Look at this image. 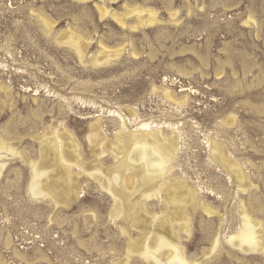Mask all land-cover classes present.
Returning a JSON list of instances; mask_svg holds the SVG:
<instances>
[{
  "label": "rangeland",
  "instance_id": "obj_1",
  "mask_svg": "<svg viewBox=\"0 0 264 264\" xmlns=\"http://www.w3.org/2000/svg\"><path fill=\"white\" fill-rule=\"evenodd\" d=\"M99 4L110 10L105 17ZM139 11L141 20H157L139 25ZM70 29L90 39L82 59L65 42ZM107 56L109 62L93 64ZM184 95L185 104L174 100ZM141 122L175 129L173 177L224 217L222 250L204 264H264V255L227 242L240 225L241 200L264 226V0H0V140L17 152L0 151V264H153L127 258L130 235L141 236L129 222L122 231L124 213H113L114 197L93 178L81 177L68 205L29 189V162L41 161V145L54 133L70 136L84 162L99 156L107 175L118 167L114 152L127 150L116 139L122 123L135 131ZM212 140L228 146L226 155L243 166L253 188L242 192L213 160ZM148 210L162 215L156 200ZM185 213L191 236L179 231L177 218L172 230L187 257L199 260L220 220L191 205Z\"/></svg>",
  "mask_w": 264,
  "mask_h": 264
},
{
  "label": "bare ground",
  "instance_id": "obj_2",
  "mask_svg": "<svg viewBox=\"0 0 264 264\" xmlns=\"http://www.w3.org/2000/svg\"><path fill=\"white\" fill-rule=\"evenodd\" d=\"M99 5L97 9H99L103 17L110 10ZM141 12L139 11L138 13L139 25L153 23L157 20L151 11L149 13L154 16H150L149 19L143 21L141 20ZM113 16L122 26L127 25L122 15L120 17L114 13ZM45 22L51 28L52 22L48 20ZM137 27L131 26L132 29ZM64 39L77 51L81 59L86 56L85 52L91 44L90 39L83 37L72 29L67 32ZM121 51L122 49H119L114 52L119 55ZM108 56L102 58V60L105 59L104 61L98 60V57L95 58L93 64L109 62L110 57ZM165 93L167 95L165 97L173 100L170 91L166 90ZM187 99V95H184L179 100L174 98L181 105L185 104ZM155 126L154 129L152 123L141 122L137 130L132 131L127 130L125 123H122V129L118 132L116 139L123 143L125 145L124 148L127 150L126 152L124 150V153H121L124 156H121L114 152V147V150L109 149L114 152L115 159H117L119 165L115 161L118 167L109 171L107 175L102 172L99 156H96L97 158L92 161V164L84 162L78 146L74 140H70V136L67 137L66 133L63 136L61 135L63 133H54V136L49 137L50 139L47 138L49 139H46L47 142L44 140L46 143L41 145V161L38 163L29 162L31 170H33L29 189H31V193L35 197L50 195L56 204H59L60 200H64L68 205L73 203L79 196L80 187L78 181L84 175H88L100 186L106 188L114 197L115 209L113 213L115 215L124 213L123 220L120 222L122 231L126 232L125 225L129 222L132 230L137 231L141 236L140 240L135 241L130 235L127 257L128 259L130 258V261L133 256H137L143 261L152 262L153 264H204L205 261L210 260L222 250L221 237L226 222H224V217L219 210L215 209L211 203L202 200L201 193L198 190L192 188L186 180L173 177L175 172L174 162L179 153L178 134L173 127L172 129L170 127L168 133H165L162 128ZM95 128V131L91 134V139L95 140L94 143L100 139L98 137L101 125L97 124ZM61 136L64 137V142ZM102 141L104 143V140ZM100 144L102 145V142ZM211 145L213 160L235 179L239 184L240 190L246 193L249 187L252 186L253 188L254 185L244 171L243 166L239 162L232 160L230 155H226L228 146L218 140H212ZM1 150L17 154L13 148L7 146L5 141L3 142L2 140H0ZM104 153L105 151L102 150L101 156ZM5 166V163H0V178ZM60 179H62L63 185L57 183V180L59 181ZM210 193L212 195V192ZM151 200H156L161 205L162 210L160 211L162 215L159 216L156 212H149L148 207ZM253 200L254 198L252 197ZM254 204L257 206L256 202ZM190 205L195 209H201L210 217L216 215L220 220L218 229L212 236L211 249L206 254L204 253L199 260H191L190 257H187V249L182 243L180 236L172 230L174 219L177 218L178 221L181 220L179 227L181 229L179 231L189 237L191 236L192 219L185 213ZM171 207L174 208L171 210ZM158 208L160 207L158 206ZM238 213L240 225L236 228L237 231L234 234L227 236L229 246L245 254L259 253L264 255V226L262 221L250 213L243 200L240 201Z\"/></svg>",
  "mask_w": 264,
  "mask_h": 264
}]
</instances>
